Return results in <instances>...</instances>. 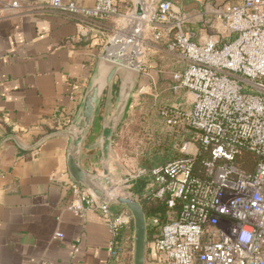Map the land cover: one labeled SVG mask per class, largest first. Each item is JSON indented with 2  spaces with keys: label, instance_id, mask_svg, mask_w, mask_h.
Here are the masks:
<instances>
[{
  "label": "built area",
  "instance_id": "1",
  "mask_svg": "<svg viewBox=\"0 0 264 264\" xmlns=\"http://www.w3.org/2000/svg\"><path fill=\"white\" fill-rule=\"evenodd\" d=\"M194 1L204 9L207 29L199 41L186 26L188 14L172 0L145 2L140 18L132 12L142 29L151 25L155 38H168V50L179 55L182 70L171 73L172 90L194 95L190 109L175 104L160 108L168 126L189 131L179 143L181 156L132 171L134 179L152 178L145 194L166 207L164 217L148 221L155 230L149 263L264 264V0ZM0 3L20 7L19 0ZM51 6L74 16L79 25L120 13L115 0H97L92 7L51 0ZM241 150L254 155L252 171L233 162ZM204 153L208 157L201 158ZM67 183L73 196L68 209L80 216L100 214L110 234L109 251L116 257L131 214L113 213L81 184L70 177ZM55 236L63 238L62 233Z\"/></svg>",
  "mask_w": 264,
  "mask_h": 264
},
{
  "label": "crops",
  "instance_id": "2",
  "mask_svg": "<svg viewBox=\"0 0 264 264\" xmlns=\"http://www.w3.org/2000/svg\"><path fill=\"white\" fill-rule=\"evenodd\" d=\"M19 1L18 8L0 3V139L13 133L34 143L45 134L65 129L78 109L98 57L114 56L119 50H124V56L135 52L146 78L143 87H151L150 76L159 81L161 73L168 70L171 104L192 108L194 95L190 91L174 92L171 88V73L182 70L179 55L168 50V38H155L151 25L140 30L141 22L132 17L133 0H115L120 11L117 16L84 25L52 8L51 0ZM62 1L92 7L97 0ZM156 1L144 0L143 4ZM172 1L177 10L188 14L186 26L194 36L199 25L204 37L207 29L202 5L192 0ZM238 1L209 0L216 4ZM133 20L138 23L135 27ZM132 102L114 145L130 134L121 127ZM94 141H86V146ZM68 145L69 138L59 136L33 151H23L13 141L1 147L0 264H132V242L119 259L110 253V234L100 214L80 216L68 209L73 201L67 183ZM99 156L98 150H84L82 165L100 172ZM133 183L139 193L148 182L141 177ZM124 210L111 205L113 213ZM56 233H62L63 238ZM131 234L133 239V225L121 233L124 239Z\"/></svg>",
  "mask_w": 264,
  "mask_h": 264
},
{
  "label": "water",
  "instance_id": "3",
  "mask_svg": "<svg viewBox=\"0 0 264 264\" xmlns=\"http://www.w3.org/2000/svg\"><path fill=\"white\" fill-rule=\"evenodd\" d=\"M144 0H133L135 16L144 15ZM140 28L142 25H139ZM139 32V29L137 28ZM101 54L84 95L71 122L65 129L45 134L34 143H27L18 134H7L0 139V149L8 141H13L23 151H33L54 137H68L67 166L69 177L75 183L91 191L97 199L107 205L123 206L132 216V264L149 263V224L148 217L133 183L134 173L119 159L114 145L118 128L125 119L142 76L135 65V52L130 62L123 56ZM102 107L101 127L96 140L89 146L86 141L91 134L98 112ZM99 151L100 172H91L82 165L84 150Z\"/></svg>",
  "mask_w": 264,
  "mask_h": 264
},
{
  "label": "rangeland",
  "instance_id": "4",
  "mask_svg": "<svg viewBox=\"0 0 264 264\" xmlns=\"http://www.w3.org/2000/svg\"><path fill=\"white\" fill-rule=\"evenodd\" d=\"M131 23L134 27L138 24H134L135 21H131ZM140 30L142 31L143 29ZM194 31L197 32L194 39L196 41L201 40L202 28L197 25ZM127 57L131 58L132 56H123L125 60L128 59ZM169 82V71L165 69V72L161 73L156 87L152 84L151 87H143L145 85L143 80L140 87L136 90L129 117L123 127H121L123 131L128 130L130 134L120 144L115 142L119 159L131 171L138 167H151L158 163L161 164L182 154L179 149V143L183 139L188 138L189 131H182L168 126L160 114L162 106L173 102L168 89ZM101 117L102 109L99 110V120H101ZM197 146L198 144L196 143L192 145L193 148ZM252 169H254V165ZM143 178L150 180L149 176Z\"/></svg>",
  "mask_w": 264,
  "mask_h": 264
},
{
  "label": "trees",
  "instance_id": "5",
  "mask_svg": "<svg viewBox=\"0 0 264 264\" xmlns=\"http://www.w3.org/2000/svg\"><path fill=\"white\" fill-rule=\"evenodd\" d=\"M176 1H180V0H176ZM192 2H195L192 0ZM165 105H168V104H165ZM99 130H100V120L99 118L95 121V124H94V127H93V130L88 138V143L94 141L97 136H98V133H99ZM209 153H204L202 155L201 158H204V157H208ZM180 157V156H179ZM177 158V157H176ZM175 159V158H174ZM253 159H254V155L246 150H241L239 152H235L234 153V158H233V162L238 165L240 168L246 170V171H252L253 169V165H254V162H253ZM168 162V161H167ZM166 162H163L161 164H164ZM156 165H159L156 164ZM156 165H153L151 167H148V168H152ZM150 177V176H149ZM152 181V178L150 177V180L147 182H151ZM139 191V194H140V197H141V201L144 205V209H145V212L147 214V217H148V221L152 218V216L154 215H161L162 217H164V214L166 212V207L164 205V203L156 200V199H152V198H149L146 194H145V190H138ZM133 224H131L132 226ZM149 250L152 248V243H153V240H154V235H155V230L149 226ZM132 242V234L130 235V237L128 239H124L123 236L121 235L120 238H119V246H118V255L115 257V259H119L120 258V255L122 254V252H127L129 249L128 245L131 244ZM150 259V257H149Z\"/></svg>",
  "mask_w": 264,
  "mask_h": 264
}]
</instances>
